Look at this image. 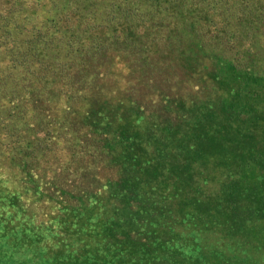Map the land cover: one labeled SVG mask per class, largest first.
Returning a JSON list of instances; mask_svg holds the SVG:
<instances>
[{
	"label": "trees",
	"instance_id": "16d2710c",
	"mask_svg": "<svg viewBox=\"0 0 264 264\" xmlns=\"http://www.w3.org/2000/svg\"><path fill=\"white\" fill-rule=\"evenodd\" d=\"M0 264H264V0H0Z\"/></svg>",
	"mask_w": 264,
	"mask_h": 264
},
{
	"label": "rangeland",
	"instance_id": "374dc122",
	"mask_svg": "<svg viewBox=\"0 0 264 264\" xmlns=\"http://www.w3.org/2000/svg\"><path fill=\"white\" fill-rule=\"evenodd\" d=\"M5 261H6V262H10V260H9V259H6Z\"/></svg>",
	"mask_w": 264,
	"mask_h": 264
}]
</instances>
